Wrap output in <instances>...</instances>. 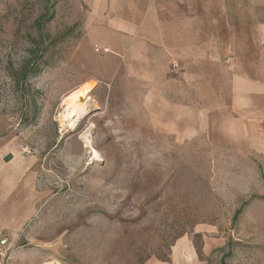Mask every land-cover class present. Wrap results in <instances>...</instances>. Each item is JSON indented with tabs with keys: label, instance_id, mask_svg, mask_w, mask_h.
<instances>
[{
	"label": "rangeland",
	"instance_id": "1",
	"mask_svg": "<svg viewBox=\"0 0 264 264\" xmlns=\"http://www.w3.org/2000/svg\"><path fill=\"white\" fill-rule=\"evenodd\" d=\"M47 3L0 0V138L38 194L21 245L40 264H264V208L248 210L237 164L151 130L137 93L109 82L84 2L57 1L40 34Z\"/></svg>",
	"mask_w": 264,
	"mask_h": 264
},
{
	"label": "crops",
	"instance_id": "2",
	"mask_svg": "<svg viewBox=\"0 0 264 264\" xmlns=\"http://www.w3.org/2000/svg\"><path fill=\"white\" fill-rule=\"evenodd\" d=\"M82 1L88 39L117 68L109 82L137 93L150 129L236 163L248 210L264 208V0ZM12 146L0 138V264H40L21 245L36 225L33 169Z\"/></svg>",
	"mask_w": 264,
	"mask_h": 264
},
{
	"label": "trees",
	"instance_id": "3",
	"mask_svg": "<svg viewBox=\"0 0 264 264\" xmlns=\"http://www.w3.org/2000/svg\"><path fill=\"white\" fill-rule=\"evenodd\" d=\"M57 1L59 0H55V1H52L50 2V0H47V2L50 3V5L48 6V3H47V7L48 9L46 10V12L41 16V18H39L35 25L36 27L38 28L40 34H43V28H44V25L46 23V21L50 20V17L51 16H48V14L51 12V8H53V6L57 3ZM47 51V46H45L43 48V53H45ZM244 205V204H243ZM239 212H242L241 210ZM238 216H235L234 219H236ZM230 254H227L226 257H229ZM221 264H225V260L222 259L221 261Z\"/></svg>",
	"mask_w": 264,
	"mask_h": 264
},
{
	"label": "bare ground",
	"instance_id": "4",
	"mask_svg": "<svg viewBox=\"0 0 264 264\" xmlns=\"http://www.w3.org/2000/svg\"><path fill=\"white\" fill-rule=\"evenodd\" d=\"M87 88H89V86L87 87ZM74 94V93H73ZM76 94V93H75ZM78 95V94H77ZM77 95H74L73 96V98L75 99V98H77L78 96ZM71 97V96H70ZM70 109V108H69ZM70 113H71V115L72 116H77V113H75V110L73 109V111H70ZM82 115V114H81ZM80 117V116H79ZM77 121V120H76ZM75 121V122H76ZM75 122L72 124L73 125V127L75 126Z\"/></svg>",
	"mask_w": 264,
	"mask_h": 264
},
{
	"label": "built area",
	"instance_id": "5",
	"mask_svg": "<svg viewBox=\"0 0 264 264\" xmlns=\"http://www.w3.org/2000/svg\"><path fill=\"white\" fill-rule=\"evenodd\" d=\"M6 242H7L6 239H5V240H2V241L0 242V245L3 246V245L6 244ZM0 255H1V256L3 255L1 250H0Z\"/></svg>",
	"mask_w": 264,
	"mask_h": 264
}]
</instances>
